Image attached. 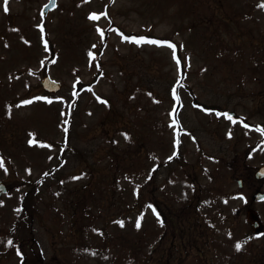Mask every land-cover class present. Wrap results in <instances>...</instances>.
Here are the masks:
<instances>
[{
	"label": "rangeland",
	"instance_id": "1",
	"mask_svg": "<svg viewBox=\"0 0 264 264\" xmlns=\"http://www.w3.org/2000/svg\"><path fill=\"white\" fill-rule=\"evenodd\" d=\"M46 2L0 0V264H264V199L251 201L264 192L252 177L264 97L249 92L264 76L236 92L250 48L244 62L222 49L262 44V0H56L41 15ZM44 75L62 89L45 92ZM31 182L36 210L20 225ZM151 200L170 222L152 224ZM247 207L263 232L238 250Z\"/></svg>",
	"mask_w": 264,
	"mask_h": 264
},
{
	"label": "trees",
	"instance_id": "2",
	"mask_svg": "<svg viewBox=\"0 0 264 264\" xmlns=\"http://www.w3.org/2000/svg\"><path fill=\"white\" fill-rule=\"evenodd\" d=\"M248 12L249 11H245V13L244 14L242 13L240 17L243 19L245 17V14H247ZM233 17H236V16H233ZM221 19L223 21H227V19H234V18L221 17ZM235 19H237V18H235ZM202 22H203V20H202ZM190 24H192V26ZM187 28L190 29L191 31L195 32L196 35H197V32H199L201 29L199 26H197L193 23H189L187 25ZM107 34H108V32H106V33L103 32L104 37ZM207 34H208V32L205 30L206 39L209 38L207 36ZM198 37L200 39L201 38L203 39L202 33H201V35H198ZM161 40H164V39H161ZM168 40H169V44H174L172 41H170V39H168ZM247 46L250 48L249 53H248V57L251 55V58L253 60L249 64L247 71L240 72L239 75L236 76V79H235L236 83L234 82L236 85L235 90H236V92H240V93L243 91H246L247 85L245 84V82L248 80H251L256 73H261L264 76V38H263L262 44L258 45V46H252L251 47L247 44H241V43H226V44H223V47H222L223 51H225L224 48H226L227 54H233V52H234L235 53L234 55L239 56L240 59L244 62V58H243L245 55L244 49ZM242 49H243V51H242ZM223 53H225V52H223ZM239 68L243 69L244 63ZM257 70H258V72H257ZM244 85H246V86H244ZM249 92H258V94H261L264 97V79L260 82V85L258 88L251 89V90H249ZM128 146H130L129 142H128ZM174 156L175 155H173V157ZM136 164H137V162H136ZM134 166H139V165H134ZM123 167H125V165H123ZM31 183H32L31 188L26 190L22 194L21 199L19 201V212H20L21 216H20V218L18 217V220H19L20 225H21V223L26 222L25 224H27V226H29L31 223L33 214L35 213V210H36V203L33 201V198L39 194L40 190L38 189V183L37 182H31ZM125 188H127V187H125ZM154 188H155V185H153V190L151 191V194L154 193ZM149 202H150L149 206L152 208V210L154 211L153 213L156 215L155 220L157 222V223H152V224L153 225L157 224L159 226L166 224L167 218L168 219L170 218L169 215L167 213L161 211L159 209L157 203H155V201L151 200ZM140 207L141 208L137 214L139 216H142L145 219V214H144L145 208L142 204ZM170 221L171 220L169 219V222ZM249 237H250V234L245 233L244 235H242L238 239L237 242H239L240 245L246 244L249 242ZM250 254H251V251H250ZM253 258H254V254H253Z\"/></svg>",
	"mask_w": 264,
	"mask_h": 264
},
{
	"label": "water",
	"instance_id": "3",
	"mask_svg": "<svg viewBox=\"0 0 264 264\" xmlns=\"http://www.w3.org/2000/svg\"><path fill=\"white\" fill-rule=\"evenodd\" d=\"M55 4H56V0H48V2L46 4H44L42 9H41V15H45L48 10L53 9ZM53 55H54L53 53H50L49 59H51L53 57ZM40 84H41L42 88L48 92H57L61 88V83L56 81V80H53L48 75L44 76L40 80ZM75 85H77V83H75ZM173 92L176 94V89H174ZM72 103H74V100L72 101ZM72 103L69 106V111L71 110ZM224 114L228 117H231V118L235 116V113L230 112V111H225ZM254 176L258 180H261L264 178V165L260 166L255 171ZM238 183L241 186V184H242L241 179L238 180ZM6 191H7V186L5 185V183L3 181H0V195L5 193ZM251 198L254 201L260 200V199L264 198V192L257 190L254 192V194L252 195ZM246 221L249 223L250 232L253 234H259L260 230L262 229V223H261V221L257 215L256 210H254L252 208H248L246 210Z\"/></svg>",
	"mask_w": 264,
	"mask_h": 264
},
{
	"label": "snow or ice",
	"instance_id": "4",
	"mask_svg": "<svg viewBox=\"0 0 264 264\" xmlns=\"http://www.w3.org/2000/svg\"><path fill=\"white\" fill-rule=\"evenodd\" d=\"M260 7H264V0H262V2L260 4ZM4 10L5 11L8 10L7 9V0H4ZM90 16H91V18H96L97 17V13L93 12V13L90 14ZM101 35H103L102 32H101ZM22 39H23V37H22ZM124 39L128 40V41H133V42H135L137 44H140L141 42H145V41H148L150 43H155V44H168L169 43V41H166V40H152V39H150V38H148L146 36H135V35H133V36H125ZM173 47H175V46L173 45ZM173 55L175 56V52H173ZM43 99H47V97H44ZM21 103H28V101H21ZM260 130L264 131V129H260ZM125 135H127V134H125ZM28 142H29V144L33 143L32 140H29ZM2 203H3V201H0V204H2ZM120 223L122 224L123 222L121 221ZM139 226H140V222L137 221V227H139ZM9 243H11V241H9ZM240 247H241L240 243L237 242L236 243V248L239 250Z\"/></svg>",
	"mask_w": 264,
	"mask_h": 264
}]
</instances>
